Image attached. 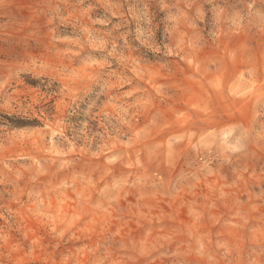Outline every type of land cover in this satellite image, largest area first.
<instances>
[{
	"label": "rangeland",
	"instance_id": "374dc122",
	"mask_svg": "<svg viewBox=\"0 0 264 264\" xmlns=\"http://www.w3.org/2000/svg\"><path fill=\"white\" fill-rule=\"evenodd\" d=\"M0 264H264V0H0Z\"/></svg>",
	"mask_w": 264,
	"mask_h": 264
}]
</instances>
